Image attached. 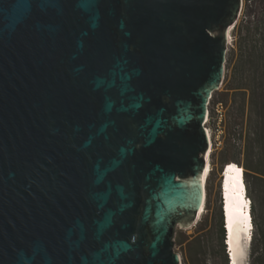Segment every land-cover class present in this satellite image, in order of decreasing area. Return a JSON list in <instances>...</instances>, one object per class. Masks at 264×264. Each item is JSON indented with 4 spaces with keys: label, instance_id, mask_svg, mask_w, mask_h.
Here are the masks:
<instances>
[{
    "label": "water",
    "instance_id": "obj_1",
    "mask_svg": "<svg viewBox=\"0 0 264 264\" xmlns=\"http://www.w3.org/2000/svg\"><path fill=\"white\" fill-rule=\"evenodd\" d=\"M242 6L0 0V264H182Z\"/></svg>",
    "mask_w": 264,
    "mask_h": 264
},
{
    "label": "rangeland",
    "instance_id": "obj_2",
    "mask_svg": "<svg viewBox=\"0 0 264 264\" xmlns=\"http://www.w3.org/2000/svg\"><path fill=\"white\" fill-rule=\"evenodd\" d=\"M248 4L250 0H243L238 22L246 15ZM229 51L223 83L213 93L209 104L207 127L210 128L212 136L213 167L206 184L204 215L199 224L189 229L177 228L173 236L174 251L180 253L182 264H228L222 237L224 225L221 212L220 176L223 168L232 163H238L237 165L244 168L243 149L240 141L233 135L238 130L236 123L239 119L235 120V117L242 96L236 89L231 88V76L237 58L235 57L229 63ZM260 169H264V164L260 165ZM243 171L246 184V174L244 169ZM249 180L252 184V192L248 196L252 202L253 240L249 244L250 248L245 247L246 256L241 262L251 264L253 255H250L249 250H256L254 253L258 256L256 264H264V251L261 249V247L264 248L261 244L264 240V181L251 177Z\"/></svg>",
    "mask_w": 264,
    "mask_h": 264
},
{
    "label": "trees",
    "instance_id": "obj_3",
    "mask_svg": "<svg viewBox=\"0 0 264 264\" xmlns=\"http://www.w3.org/2000/svg\"><path fill=\"white\" fill-rule=\"evenodd\" d=\"M248 5L246 15L233 29L229 63L237 58L231 88L240 92L242 100L236 109L238 130L232 134L243 149L246 187L251 194L249 178L264 181V169H260L264 164V0H250ZM223 234L222 230V237ZM261 244L264 245V240ZM255 251L251 252V264L258 262Z\"/></svg>",
    "mask_w": 264,
    "mask_h": 264
},
{
    "label": "bare ground",
    "instance_id": "obj_4",
    "mask_svg": "<svg viewBox=\"0 0 264 264\" xmlns=\"http://www.w3.org/2000/svg\"><path fill=\"white\" fill-rule=\"evenodd\" d=\"M209 118V111L207 113ZM211 146L207 152V166L203 181L207 184L212 171V136L207 127ZM220 178L221 212L224 229L225 247L228 248V264H242L241 260L246 256L245 247L249 246L253 240V222L249 213V203L244 200V184L242 182L243 169L239 165L232 163L223 168ZM206 208V195L200 209V214L191 228L199 224L202 220ZM181 257L180 253H178ZM244 264V263H243Z\"/></svg>",
    "mask_w": 264,
    "mask_h": 264
},
{
    "label": "snow or ice",
    "instance_id": "obj_5",
    "mask_svg": "<svg viewBox=\"0 0 264 264\" xmlns=\"http://www.w3.org/2000/svg\"><path fill=\"white\" fill-rule=\"evenodd\" d=\"M78 4L81 5V10H85V6L89 4V0H76Z\"/></svg>",
    "mask_w": 264,
    "mask_h": 264
},
{
    "label": "built area",
    "instance_id": "obj_6",
    "mask_svg": "<svg viewBox=\"0 0 264 264\" xmlns=\"http://www.w3.org/2000/svg\"><path fill=\"white\" fill-rule=\"evenodd\" d=\"M207 115H208V114H207ZM208 121H209V118L206 119V125H207ZM208 128H209V127H208ZM209 129H210V128H209ZM237 164H238V163H237ZM240 168H241V169H244L243 166H240ZM249 199L251 200V198H249ZM223 241H225V240H224V236H223Z\"/></svg>",
    "mask_w": 264,
    "mask_h": 264
},
{
    "label": "clouds",
    "instance_id": "obj_7",
    "mask_svg": "<svg viewBox=\"0 0 264 264\" xmlns=\"http://www.w3.org/2000/svg\"><path fill=\"white\" fill-rule=\"evenodd\" d=\"M247 248H250V245H249V246H247ZM249 251H250V255H251V252H252V251H251V250H249Z\"/></svg>",
    "mask_w": 264,
    "mask_h": 264
},
{
    "label": "flooded vegetation",
    "instance_id": "obj_8",
    "mask_svg": "<svg viewBox=\"0 0 264 264\" xmlns=\"http://www.w3.org/2000/svg\"><path fill=\"white\" fill-rule=\"evenodd\" d=\"M223 236H224V234H223Z\"/></svg>",
    "mask_w": 264,
    "mask_h": 264
}]
</instances>
